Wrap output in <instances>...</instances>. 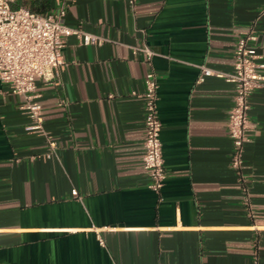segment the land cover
<instances>
[{
    "label": "crops",
    "instance_id": "crops-1",
    "mask_svg": "<svg viewBox=\"0 0 264 264\" xmlns=\"http://www.w3.org/2000/svg\"><path fill=\"white\" fill-rule=\"evenodd\" d=\"M61 6L72 28L53 83L37 82L45 136L0 80V264H264V89L240 170L228 128L249 32L264 62V0H15ZM144 49L151 52L152 58ZM143 50V51H140ZM154 70L166 169L149 188L145 76ZM77 192V195L74 194Z\"/></svg>",
    "mask_w": 264,
    "mask_h": 264
},
{
    "label": "built area",
    "instance_id": "built-area-1",
    "mask_svg": "<svg viewBox=\"0 0 264 264\" xmlns=\"http://www.w3.org/2000/svg\"><path fill=\"white\" fill-rule=\"evenodd\" d=\"M15 0H0V80L13 94L25 100L24 109L34 121L27 131L45 136L51 152L56 142L44 128L42 106L37 102V82L53 83L64 63L63 49L69 36H77L84 45H97L104 40L94 34L72 28L66 23L64 6L52 15H41L25 7H15ZM257 34L249 32L239 40L234 52V73L223 74L202 67L206 76L225 77L235 85L234 104L229 112L228 128L233 143V167L240 170L245 144L254 129L250 119L249 97L264 89V62H260L255 46ZM143 51V50H140ZM144 51H148L144 49ZM149 59L152 53L147 52ZM145 154L143 166L149 188L160 193L166 180L162 128L159 113V84L154 70L145 76ZM77 195V192H74Z\"/></svg>",
    "mask_w": 264,
    "mask_h": 264
}]
</instances>
